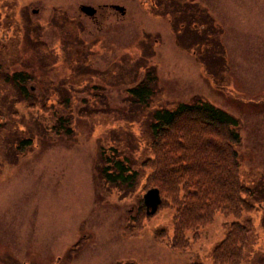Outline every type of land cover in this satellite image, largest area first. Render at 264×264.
Segmentation results:
<instances>
[{
	"label": "rangeland",
	"instance_id": "374dc122",
	"mask_svg": "<svg viewBox=\"0 0 264 264\" xmlns=\"http://www.w3.org/2000/svg\"><path fill=\"white\" fill-rule=\"evenodd\" d=\"M148 74L157 83L145 109L128 90ZM195 101L238 119L252 209L216 213L179 252L174 210L146 215L143 162L151 112ZM107 157L130 160L133 187L105 180ZM263 218L264 0H0V264H214L239 221L241 264H264Z\"/></svg>",
	"mask_w": 264,
	"mask_h": 264
},
{
	"label": "trees",
	"instance_id": "16d2710c",
	"mask_svg": "<svg viewBox=\"0 0 264 264\" xmlns=\"http://www.w3.org/2000/svg\"><path fill=\"white\" fill-rule=\"evenodd\" d=\"M10 79L22 95L29 96L25 75L14 74ZM156 83V75L148 74L147 79L128 90L131 102L149 108ZM148 120L153 158L143 162L150 169L146 188L160 191L159 210H174L171 244L175 251L183 252L188 243L186 233L198 231L216 213L240 219L244 212L251 211L246 197L253 191L240 183L238 175L236 147L241 135L237 118L211 103L195 101L179 103L174 109H156ZM59 121L60 129L69 125L63 118ZM64 133L70 135L71 130ZM107 162L111 167L102 170L107 182L116 187L135 185L140 173L129 159L109 158ZM247 236V227L235 222L213 252L214 264H241Z\"/></svg>",
	"mask_w": 264,
	"mask_h": 264
},
{
	"label": "water",
	"instance_id": "95a60500",
	"mask_svg": "<svg viewBox=\"0 0 264 264\" xmlns=\"http://www.w3.org/2000/svg\"><path fill=\"white\" fill-rule=\"evenodd\" d=\"M114 8L120 13L125 14V8L121 6H114ZM81 11L89 17H93L96 14V9L91 6H82ZM34 13H38V11L36 10ZM143 202L147 216H154L162 203L160 191L156 188L148 190L143 196Z\"/></svg>",
	"mask_w": 264,
	"mask_h": 264
},
{
	"label": "flooded vegetation",
	"instance_id": "af4514ba",
	"mask_svg": "<svg viewBox=\"0 0 264 264\" xmlns=\"http://www.w3.org/2000/svg\"><path fill=\"white\" fill-rule=\"evenodd\" d=\"M114 6H117V5H111V6H109V7H110L111 9H113L114 11H117V10L114 8ZM97 12H98V9H97ZM97 12H96V14H97ZM117 12H118V11H117ZM96 14H95V16H96ZM125 14H126V13H125ZM125 14H122V15H125ZM95 16H94V17H95ZM94 17H93V18H94ZM109 158H110V157L106 158V160L109 159Z\"/></svg>",
	"mask_w": 264,
	"mask_h": 264
}]
</instances>
